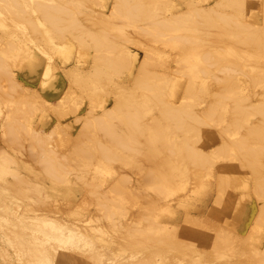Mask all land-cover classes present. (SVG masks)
Masks as SVG:
<instances>
[{"label":"rangeland","instance_id":"1","mask_svg":"<svg viewBox=\"0 0 264 264\" xmlns=\"http://www.w3.org/2000/svg\"><path fill=\"white\" fill-rule=\"evenodd\" d=\"M34 1L23 3L30 22L0 8V264H21V254L24 264L40 256L44 264H92L96 256L101 264H264V118L255 111L264 106V32L253 39L244 33L264 29V0H141L160 3L157 21L195 14L201 30L194 43L168 32L154 36L124 11L114 14L133 0H55L72 2L78 21L58 31ZM201 13L231 22L216 24ZM87 32L115 39L125 56L101 85L92 83L97 59ZM200 62L204 69L196 73ZM143 68L163 83L167 101H192L193 111L206 116L191 121L201 130L202 163L173 158L170 166L173 153L157 152L154 144L118 149L95 126L122 92L145 99L146 92L132 88ZM237 104L246 116L235 113ZM159 108L145 116V127L159 119ZM213 109L216 119L209 117ZM12 118L18 144L7 140ZM230 132L260 145L263 155L250 162ZM181 137L171 132L172 140ZM225 144L232 145L227 156ZM155 152V160L147 157ZM163 164L170 182L160 195L145 178ZM116 196L123 199L120 210H101L116 206Z\"/></svg>","mask_w":264,"mask_h":264},{"label":"bare ground","instance_id":"2","mask_svg":"<svg viewBox=\"0 0 264 264\" xmlns=\"http://www.w3.org/2000/svg\"><path fill=\"white\" fill-rule=\"evenodd\" d=\"M25 2L26 0H0L1 12L2 14L9 15L12 18H21V21L26 20L27 22H30L31 11L27 8L26 5L23 4ZM33 4L34 7L39 12H41V15L43 16L47 24L50 26L52 31L62 30L64 28L75 29L78 27V21L71 13V8L73 5L72 2L66 3L65 5H59L55 2V0H35ZM159 7L160 3L158 1L148 2L141 0H133L130 1V5L127 8L117 7L114 11V14L117 15L124 11V15L126 16L127 20L141 25V28H143L144 30L149 29L154 36H156V34L158 33L168 32L171 37L177 38L182 42H196L195 40L198 38V34L201 29L195 20V14H188L179 18L163 19L161 21H157V14L160 11ZM200 15L206 21L210 20L212 17L217 19L215 21L216 24L231 22L230 18L223 17L219 14L213 15L210 13H201ZM244 29V33L247 35L248 38L251 39L264 32V29L259 26H254L252 31L249 30V28ZM252 32L255 35H253ZM86 35L89 36L90 39L94 42V47L96 50V75L94 76V78H92V83L95 85H101V83L105 81H111L114 75L109 74V72L111 70H116L119 67L120 58L122 56L124 58V54L117 51L119 46L115 42V39H110L105 35L91 36L88 32ZM241 40L245 43L246 41L252 42L244 38ZM202 64L203 63L200 62L196 65V67L199 65L198 68L195 67L196 73H199L200 70L204 69V66ZM149 75L150 70L143 68V70L136 78L135 85L132 87L136 91L141 89L146 92V97L144 100H138L130 90L126 89L127 92H122V95L118 96L114 101L113 109L106 111L103 114V119L96 120L97 122L95 123V126H97L98 130L104 136H106L114 144H116L119 147L118 149H129L135 151L143 144L148 145L149 148L151 145L154 144L156 146H160V148H156L158 150L157 152L168 150L173 153V156H170V158H168L171 162L170 166H172L173 164V158H175L176 164H182L189 161H193L194 163L198 164L202 163L205 159L199 153L200 149H198L196 145V142H198L199 139L197 137L199 136V132L201 130L198 126L192 124L191 121H204L206 116L198 115L196 114L195 110L193 111L194 104L192 103V101H186L180 106H176L171 102L167 101L163 92V83L154 78L152 79V77H149ZM118 88L121 89L122 87ZM159 104V119L153 118L148 124V126L145 127L143 119L146 115L151 114L152 107H155ZM255 111L259 112L264 118V106L262 104L257 105ZM242 112L243 116L247 115V112L244 111L243 107L237 104L235 108V113L242 114ZM209 117L211 119L218 118L219 114L217 110L213 109ZM115 120H117L118 123H113V121ZM6 129L8 133L7 140H9L11 144H18L17 139L20 135V129L17 127L13 118L10 121L7 119ZM255 131L256 127H252L250 128L249 133L254 134ZM171 132H178L182 135V137L178 138L177 140H172ZM188 133H193V135L191 137H186V134ZM229 137L232 140V145L236 148H239L243 155L250 162H256L258 158L263 155L262 147L260 145L251 144L248 138L234 137V133L232 132L229 133ZM232 145L225 144L222 147L223 156L228 155L229 148H232ZM80 148L87 147L81 146ZM37 150L41 153L40 148H38ZM106 156L111 158V152H106ZM147 157L151 160H155V158L157 157V153L155 152L149 154L147 155ZM257 166L258 165L254 167ZM46 167H48V170H50L51 172H53L54 168H56L55 166H53V163H51L50 159H47ZM134 167L135 165L133 166V168ZM161 171L162 174H160ZM166 171L167 167L165 164H163V166L158 169L156 173L150 174L149 177L145 178V180H150L154 182L153 186H155L156 191L160 195H162L164 185L167 182H170L168 180L169 176L166 177L165 175ZM251 171L254 172L253 170ZM180 172L184 173L185 168H183ZM262 172L264 174V171ZM260 194L262 195V197L264 196V187L260 191ZM116 201V206L114 207L101 204V210H103L107 214H111L112 209L120 210L121 207L118 206V204H121L123 202L122 197L116 196ZM123 213L124 211L122 212V214ZM125 214L126 213H124V215ZM149 220L151 222L155 221L150 217ZM150 234H152V230L150 231ZM160 234L162 235V233ZM154 237L161 236L154 235L153 238ZM204 251H206V249ZM259 255L261 261H264V250L260 252ZM260 258L254 260H256V262L258 263L260 262ZM26 262H28V259L21 254V264H24ZM45 262V257L40 256L32 264H44ZM226 263L231 264L230 261ZM92 264H101L97 256L94 258Z\"/></svg>","mask_w":264,"mask_h":264}]
</instances>
